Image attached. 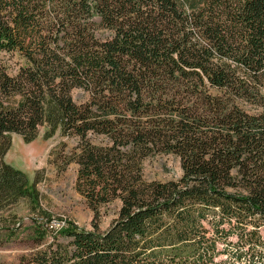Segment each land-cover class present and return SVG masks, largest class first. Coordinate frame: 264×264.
<instances>
[{"label":"trees","instance_id":"obj_1","mask_svg":"<svg viewBox=\"0 0 264 264\" xmlns=\"http://www.w3.org/2000/svg\"><path fill=\"white\" fill-rule=\"evenodd\" d=\"M10 52L32 66L9 76ZM45 125L92 229L44 213L19 264H264V0H0V215L38 201L5 156ZM160 155L178 180L145 178Z\"/></svg>","mask_w":264,"mask_h":264},{"label":"rangeland","instance_id":"obj_2","mask_svg":"<svg viewBox=\"0 0 264 264\" xmlns=\"http://www.w3.org/2000/svg\"><path fill=\"white\" fill-rule=\"evenodd\" d=\"M2 58L10 76L15 77L22 67L32 66L19 52L3 53ZM72 96L78 104L89 99L83 90H75ZM15 98L21 99L19 96ZM47 130L45 125L40 128L38 136L29 141L12 135L5 162L22 171L29 184L36 183L39 196L37 203L22 198L0 215V264H19L24 256L40 248L33 222L41 221L44 213L54 218L52 228L60 229V220H70L82 229H92L94 212L76 188L79 167L76 163L66 165L67 156L76 146L75 141L63 137L60 130L46 138ZM144 174L149 181L178 180L182 176L180 161L174 155L157 156L145 162ZM120 207L121 202L116 201L109 208L101 209L102 230L109 228Z\"/></svg>","mask_w":264,"mask_h":264},{"label":"flooded vegetation","instance_id":"obj_3","mask_svg":"<svg viewBox=\"0 0 264 264\" xmlns=\"http://www.w3.org/2000/svg\"><path fill=\"white\" fill-rule=\"evenodd\" d=\"M23 68V67H22ZM7 71V70H6ZM8 74V73H7ZM9 75V74H8ZM10 76V75H9ZM11 77H14V76H11Z\"/></svg>","mask_w":264,"mask_h":264}]
</instances>
